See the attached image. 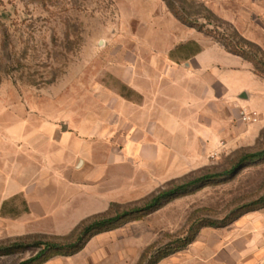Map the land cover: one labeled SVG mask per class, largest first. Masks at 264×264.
Listing matches in <instances>:
<instances>
[{
  "label": "rangeland",
  "instance_id": "rangeland-1",
  "mask_svg": "<svg viewBox=\"0 0 264 264\" xmlns=\"http://www.w3.org/2000/svg\"><path fill=\"white\" fill-rule=\"evenodd\" d=\"M174 1L204 29L180 21L165 0H0V144L9 145L0 146V264H20L41 241L71 243L95 218L216 173L221 177L86 237L76 253L37 264H149L166 251L157 264H190L199 245L260 244L264 207L227 225L208 223L264 196V156L227 174L243 155L264 150V0ZM226 40L246 46L260 64L229 52ZM198 68L204 101L185 108L191 95L179 84L181 71ZM171 71L179 82L172 130L151 124L146 140L131 139L145 124L140 75ZM37 136L43 159L21 140L36 144ZM138 143L144 157L127 160ZM8 150L18 170L10 174ZM37 164L44 168L34 170ZM189 236L194 240L178 249Z\"/></svg>",
  "mask_w": 264,
  "mask_h": 264
},
{
  "label": "crops",
  "instance_id": "crops-1",
  "mask_svg": "<svg viewBox=\"0 0 264 264\" xmlns=\"http://www.w3.org/2000/svg\"><path fill=\"white\" fill-rule=\"evenodd\" d=\"M181 71V70H180ZM180 71H178L180 73ZM172 71L169 74L165 75H152L151 73L148 74H141L139 81L141 83L146 84L144 87L142 84L136 86V89L140 92L143 96L142 102L137 104V108L140 111V120L143 121L145 124L142 127H139L137 132H134L131 139L140 141L146 140V136L151 132L150 125H164V128H161L163 132H169L172 130L170 128V124L173 123L174 118V95H173V87L174 85H179L182 87H186L188 93L190 92L191 98L189 100L186 99L185 108H193L192 102L196 101L197 103L199 100L202 102L204 101V70L202 68L194 69V70H185L181 71V78L180 83L175 79V76L172 75ZM192 79V80H191ZM179 83V84H177ZM163 89H160L161 86ZM186 85V86H184ZM195 87H202L201 93L196 91V95L194 94L193 88ZM159 88V89H158ZM250 101V95L248 96V103ZM178 103V101H177ZM119 108H123L120 107ZM163 110V111H162ZM154 135L158 134L157 128L152 131ZM124 135V134H123ZM22 141H26L25 150L28 151L30 146L36 150L37 153L40 152L41 159H43L44 152L41 149L43 145V137L37 136L36 144H30L29 138L21 139ZM139 147H136V150L131 153L130 155H125L127 160H132L135 157H144V148L143 145L138 143ZM3 147H9L8 142L4 144H0ZM9 151V150H8ZM7 155H4V162H5V172L6 174H10V172H16L15 168H13V155L12 152ZM136 152V153H135ZM0 154V161H1ZM39 157V154H38ZM38 160V159H37ZM1 168V167H0ZM36 171L39 168H44L43 164L40 166L37 164ZM42 170V169H41ZM22 172L31 171V169L23 168L20 170ZM255 234V237L258 239L260 244L255 243H248V245L241 246L239 248L232 246L230 244L225 245H199L196 246L197 255L195 257V261L193 260L190 264H264V212L261 215V221L259 224V231ZM238 259L240 260L238 262Z\"/></svg>",
  "mask_w": 264,
  "mask_h": 264
},
{
  "label": "trees",
  "instance_id": "trees-1",
  "mask_svg": "<svg viewBox=\"0 0 264 264\" xmlns=\"http://www.w3.org/2000/svg\"><path fill=\"white\" fill-rule=\"evenodd\" d=\"M168 8L174 13L176 18H178L183 23L197 27L198 29H204V24H198L192 21L188 16L182 14L179 9L177 8L174 0H165ZM206 31H209L206 29ZM248 44V41H245ZM224 46L227 50L233 54L239 55L246 60L254 61L256 64H260V60L256 56H251L248 53V48L244 45H238L233 43L232 41H224ZM183 47V46H182ZM199 49L195 50L194 52H198ZM257 68V67H256ZM264 74V73H262ZM264 156V150L257 153H248L243 155L237 163L227 171V174L234 173L238 168L239 165L247 162V161H254L258 158ZM222 174H207L195 179H192L186 183L179 184L169 189L162 190L155 196H153L150 200H148L143 206L134 207L132 209L124 210L121 213H118L114 216L108 217H101L95 218L93 221L89 222L88 224L84 225L79 232L77 238L71 243H59L54 241H41L38 242L36 245L39 247V251L32 257L23 260L20 264H37L42 261L47 260L52 255H70L74 254L79 251L84 243L86 237H90L96 233L108 231L114 229L121 225L122 223L133 219V217H137L143 213H146L149 210H153L159 206H161L164 201L171 199L173 197H177L190 191L193 187L201 186L205 181L212 180L215 178L221 177ZM264 207V196L250 202L249 204H245L244 206L237 209L235 212L232 213L228 219L219 221V220H210L208 225L212 227H219L222 225H227L229 222L236 220L239 218L243 213L256 210L259 208ZM194 240L193 236H189L183 240L181 246L178 249L186 248L192 241ZM13 250H7L5 253H10ZM176 251V250H175ZM173 251V252H175ZM147 254V251L144 253V256ZM171 254L170 251L162 252L158 256L152 258L149 264H157L162 258Z\"/></svg>",
  "mask_w": 264,
  "mask_h": 264
},
{
  "label": "built area",
  "instance_id": "built-area-1",
  "mask_svg": "<svg viewBox=\"0 0 264 264\" xmlns=\"http://www.w3.org/2000/svg\"><path fill=\"white\" fill-rule=\"evenodd\" d=\"M245 118L256 120L257 118L254 115H251V113L244 114Z\"/></svg>",
  "mask_w": 264,
  "mask_h": 264
},
{
  "label": "water",
  "instance_id": "water-1",
  "mask_svg": "<svg viewBox=\"0 0 264 264\" xmlns=\"http://www.w3.org/2000/svg\"><path fill=\"white\" fill-rule=\"evenodd\" d=\"M67 128V125L66 124H62V130L65 131ZM82 161L79 162V164L81 163Z\"/></svg>",
  "mask_w": 264,
  "mask_h": 264
}]
</instances>
